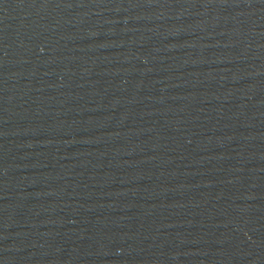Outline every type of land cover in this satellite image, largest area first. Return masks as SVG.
I'll return each mask as SVG.
<instances>
[{
  "label": "water",
  "instance_id": "95a60500",
  "mask_svg": "<svg viewBox=\"0 0 264 264\" xmlns=\"http://www.w3.org/2000/svg\"><path fill=\"white\" fill-rule=\"evenodd\" d=\"M0 264H264V0H0Z\"/></svg>",
  "mask_w": 264,
  "mask_h": 264
}]
</instances>
